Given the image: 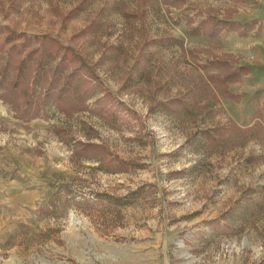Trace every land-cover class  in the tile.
<instances>
[{
  "label": "rangeland",
  "instance_id": "obj_1",
  "mask_svg": "<svg viewBox=\"0 0 264 264\" xmlns=\"http://www.w3.org/2000/svg\"><path fill=\"white\" fill-rule=\"evenodd\" d=\"M0 25L89 80L78 111L0 87V264H264V141L203 137L264 124V0H0Z\"/></svg>",
  "mask_w": 264,
  "mask_h": 264
},
{
  "label": "trees",
  "instance_id": "obj_2",
  "mask_svg": "<svg viewBox=\"0 0 264 264\" xmlns=\"http://www.w3.org/2000/svg\"><path fill=\"white\" fill-rule=\"evenodd\" d=\"M208 19V22L212 20L214 22L213 32H209V34L211 35L212 33L216 36L220 32L229 31H236L238 34L243 35L248 30L253 29L255 23H240L227 18L214 19L212 16ZM257 29H261L260 24L257 25ZM204 32L208 33L207 29ZM191 33L199 34V26L191 28ZM3 53L6 54V57H3ZM56 57H59V61L55 67H48L47 64L44 66V58L54 59ZM28 60L32 61V65L27 64ZM220 63L223 64L225 62L220 61ZM73 65L74 67L68 73H65V69ZM84 65L83 59L74 49L62 47L53 38H47L44 41L39 40L38 45H32L25 33L17 32L15 29L0 25V87L6 86V90L4 89L1 93L2 98L10 100L16 95L20 97L24 95L25 104L30 106L31 101H29V98L31 97L30 94H32L33 83H39L41 86L44 85L43 92L42 96L37 95L36 99H40L42 103H55L63 110L72 109V111H78L82 108L84 109L86 108L85 101L88 99L85 83L89 81L88 77H84L81 74V69ZM236 73L231 70L225 74V78L223 77V79L234 76ZM209 79L215 83L216 79L220 78L210 74ZM222 90L226 96L237 99L238 95L229 92L226 88ZM108 95L109 93L104 91L102 97L97 100V103ZM156 108L168 114L179 113L182 110L189 111L188 102L180 98L158 101L150 109ZM102 110L103 107L99 106L97 111ZM203 137L204 139L206 138L209 145L219 140L233 143H242L249 139L264 141V124L261 121H257L245 127L232 125L230 129L223 127L205 130ZM87 147L93 148L92 145H88ZM218 228L223 230L220 225H218Z\"/></svg>",
  "mask_w": 264,
  "mask_h": 264
}]
</instances>
